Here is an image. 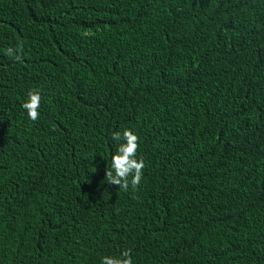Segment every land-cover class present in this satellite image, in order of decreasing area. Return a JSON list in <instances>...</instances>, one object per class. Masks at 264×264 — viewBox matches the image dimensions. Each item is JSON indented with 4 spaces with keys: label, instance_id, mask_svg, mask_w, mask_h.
Masks as SVG:
<instances>
[{
    "label": "trees",
    "instance_id": "16d2710c",
    "mask_svg": "<svg viewBox=\"0 0 264 264\" xmlns=\"http://www.w3.org/2000/svg\"><path fill=\"white\" fill-rule=\"evenodd\" d=\"M125 129L128 191L105 178ZM125 249L264 264V0H0V264Z\"/></svg>",
    "mask_w": 264,
    "mask_h": 264
},
{
    "label": "clouds",
    "instance_id": "9594fccd",
    "mask_svg": "<svg viewBox=\"0 0 264 264\" xmlns=\"http://www.w3.org/2000/svg\"><path fill=\"white\" fill-rule=\"evenodd\" d=\"M19 51H23L22 45L19 46ZM8 56H14L16 60H20L19 55L14 54L13 48L6 49ZM41 103V95L39 92L30 91L28 100L22 105L27 111V116L31 121H36L40 113L38 111ZM112 139L121 141L116 149L115 154L111 157V170L106 169L105 178L112 185H118L123 191H128L129 186L133 189L140 184L145 162L143 158L137 159L139 149V137L130 129H125L121 136L120 132L112 133ZM131 177V180H129ZM100 264H133V259L130 249H125L119 257H102Z\"/></svg>",
    "mask_w": 264,
    "mask_h": 264
}]
</instances>
